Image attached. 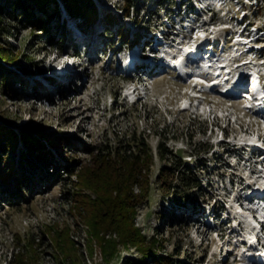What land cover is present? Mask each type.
Returning a JSON list of instances; mask_svg holds the SVG:
<instances>
[{"label":"rangeland","instance_id":"1","mask_svg":"<svg viewBox=\"0 0 264 264\" xmlns=\"http://www.w3.org/2000/svg\"><path fill=\"white\" fill-rule=\"evenodd\" d=\"M154 1L146 0L138 5L139 18L143 21L138 25L131 19L135 8L131 7V15L127 17L121 10L124 0H92L98 11L87 29L92 36L97 35L92 51V42L86 39L89 34L81 22L77 25L64 0H49L47 9L53 12L51 8H54V15H60L69 35L59 30L62 26L58 18L47 22L52 18L43 17L46 27L52 30L54 44L42 40L47 36L45 32L34 31L30 26V18L39 14L37 8L28 11L25 17L20 14L25 9L24 2L0 0V123L7 124L12 131L13 138H9L7 145L17 139V144H9L4 152L6 143L0 144V164L9 162L5 154H11L9 150L13 148L14 159L23 163L17 166L10 182L0 180V264H9L11 255L23 264H155L153 255L172 257L174 264H237L239 246L233 251L232 244L234 239L237 244L240 240L233 237L236 230L229 228L232 222L226 224L224 218L238 220L239 201L234 199L242 187L249 185V180L255 182V179H241L240 175L247 177L246 172L241 173L245 166L242 163L233 166L238 158L228 159V154L237 153L236 146L233 142L229 145L228 139L219 143L220 133L223 130L232 136L237 132H260V126L255 118L250 120L242 115L238 99L229 100L217 93L207 94L201 110L185 109L188 91L197 90L198 86L164 73L144 76L133 72L135 79H150L152 83L147 98L135 104L127 100L122 92L124 78L117 71L121 61L117 52L125 50L126 42L119 44L121 26L129 39L134 31L141 33L139 46L143 55L148 49L155 52L157 48L146 41L158 29L159 36L168 28L173 29V36L177 28L167 23L172 20L168 14L180 11L183 2L184 10L189 0H170V6L167 4L163 10ZM237 1L227 0L233 5ZM14 2L18 3L10 8ZM236 6L233 11L239 6L252 21L264 26V0H240ZM151 10H155L153 16L148 13ZM109 14L117 15L119 23L107 22ZM201 15L203 22H207L201 31L213 40L226 36L208 24L217 16L203 11ZM163 23L168 25L162 26ZM105 29L110 40L103 37ZM65 53L78 54L83 64L77 66L79 62H72L76 68L70 72L71 76L48 82L54 75L50 71L65 65L66 58L61 57ZM33 64L40 65L41 70H35ZM150 64L152 68L154 63ZM13 74L23 81L15 82ZM167 132L168 152L162 157L158 145ZM26 134L36 136L34 147L40 154L45 153L42 163L34 160L40 163L38 171H26L30 168H26L30 154L25 155L27 162L23 160L25 156H19L25 147ZM133 135L147 137L152 157L143 172L147 190L144 193L138 184L132 187V192L140 198L137 209L127 221L120 222L119 217L104 214L109 209L100 200L115 176L98 168L94 154L87 149L111 147L120 139L131 142ZM252 139L255 140H248ZM194 143L199 149L212 145L213 153L202 155L196 163L197 157L190 153ZM249 149L259 147L254 145ZM178 154L200 172L204 181L203 191L194 193L193 202L180 205L168 188L176 180L174 170L164 169L175 167L173 160ZM259 159L256 154L250 161ZM227 161L230 163L226 166ZM256 175L254 171L253 177ZM219 199L224 202L218 203ZM104 216L107 218L103 219ZM95 218L100 224L93 222ZM122 230L124 233H115ZM147 253L151 255L147 257Z\"/></svg>","mask_w":264,"mask_h":264},{"label":"trees","instance_id":"2","mask_svg":"<svg viewBox=\"0 0 264 264\" xmlns=\"http://www.w3.org/2000/svg\"><path fill=\"white\" fill-rule=\"evenodd\" d=\"M21 1L25 3L24 4L25 9L21 10L20 13L21 15L28 17L27 14L31 12V10L36 8L39 10V14L37 15L34 14V16L30 18L31 20L30 26L33 28L34 31H37V29H39L41 33L45 32L47 36L46 37L44 36L42 40L48 42L49 44H54L52 30L46 27L45 24L46 18L43 19V17L48 18L55 16L54 8H51L53 12H50L47 9L49 0H26V1L21 0ZM64 1L68 5L69 8L68 12L70 13V15L84 21L86 24H91L95 21L98 11L95 5L93 4L92 0H64ZM145 1L146 0H124L125 4L123 5V8L121 10H123L125 16L127 17L131 15L130 14L131 7L135 8L136 11L134 14H132L131 19L133 23H137L138 25H140V23H143V21L142 19L139 18L140 8L138 7V5H140L141 3L144 4ZM169 2L171 3L170 0H155L153 4H156L158 6L157 8L163 10L164 6H167V4L169 5ZM17 3L18 2H14L11 6L9 5L10 8L15 7ZM154 12L155 10L148 11L150 16H153L155 14ZM106 17H107V22L108 20L111 22H118L119 20L118 16L115 14H109ZM47 22L49 21L47 20ZM124 29H125L124 26H121L119 30L120 33L119 38L121 39L120 41L121 42L126 41L125 45L130 46L132 45L133 41L129 39V35L128 33L124 32ZM59 30L63 31L62 28ZM108 35L110 34L108 33V30L105 29L103 36L108 37L110 40L111 37H109ZM134 38L139 42L142 39L141 34L139 33L135 34ZM61 39H62L61 42H63V38ZM59 49L61 50L62 47L59 46ZM31 67H34L35 70H41L40 68L41 66L38 64H33ZM12 77L15 78L14 80L15 82H17L18 80H20L19 82L23 81V79L18 74H13ZM113 100H116V98H113ZM205 131L206 130L204 129L203 134H205ZM11 134L12 131L7 126V124L0 123V144L3 142L6 143L5 144L6 146H3L2 152L7 151L9 144L12 143H15V145L17 144V139L16 140L12 139L11 142L7 145L8 143L7 141L9 140V138H13ZM23 137H24L23 140L25 147L22 148V150H20L19 156L22 155L24 157L25 155L30 154L31 159L30 162H28L29 163L28 166L26 167V168L29 167L30 168L28 169L29 171L27 169L26 171L32 172L35 169L36 171H38L40 169V167H38L40 163H34V160L41 161L42 163V160L45 157V153L40 154V152L37 151L38 148L34 147L35 144L37 143L36 141H38L36 136L34 137L31 134H26ZM131 137H133L131 139V142L126 141L124 139H120L118 140L117 144L111 147H105L104 149L91 147L87 149L90 154H94L93 159L98 168H100L101 170H105L107 174L115 176V178H113L108 183V186H110L111 189H109L107 186L106 189H108L109 191H107L105 193L104 198H101L100 200L103 203H106L110 211L109 213V211L107 212L105 210L104 214L105 215L107 214V216L119 217L120 222L127 221V219H129L130 216L134 214L137 209V203L138 200H140V198L132 192V187L135 184H138L139 186L143 187L144 193L147 190L146 179L143 176V172L145 171V167H147L148 159L152 157L151 151L146 142L147 140L146 136L133 135ZM164 137L165 138H162L161 142L158 145V153L162 157H166L167 155L168 150L165 145L170 137V134L167 132L166 136ZM191 146H193V150H190V153L192 156L197 157V159L195 160L196 163L199 161L198 159H200L202 155L206 153H211L213 151V146L210 144L203 146L202 149L196 148L197 147L196 143L192 144ZM25 149L26 151H24ZM9 151H11L10 152L11 154H9L8 152H6L7 154H5L7 155L8 157L7 161L9 162L5 165L0 164V180L3 183L10 182V180L15 176V172H16L15 170L17 166H19V164L22 166L23 164L22 161L21 162L19 161L18 163L14 159V155L16 153L15 148ZM178 156L179 159L178 158L176 159V157ZM178 156H174L173 164L175 165V167L164 168V169L168 172L171 169L174 170L176 180H174V184L169 185L168 188L169 189L171 188L172 193H174L177 196L176 198L178 200L177 203L180 205L183 203L186 204L193 202L194 193H196L197 191L199 192L203 191L202 187L204 181L201 177L200 172L194 170L193 167L182 161L181 159L182 156L180 154H178ZM23 160L27 162L26 156L23 158ZM44 163L46 162H43V164ZM23 190L24 192H26L25 188H20V191L23 192ZM108 192L109 194L111 192V194L108 195ZM20 196L26 200L25 196H23L22 193L20 194ZM107 216L106 217L104 216L103 219L107 218ZM93 222L94 223L98 222V224H100L98 218H95ZM121 232L124 233L123 230L116 231L115 233H121ZM137 236L139 237V234ZM141 242L144 243V240L142 239ZM150 255L151 254L149 253L146 254L147 257H149ZM12 257L13 255H11L12 261L9 264H23L22 262L17 260L16 257H14V259H12ZM151 258L154 259L153 263L155 264H174V260L172 257L155 258V256L153 255L151 256Z\"/></svg>","mask_w":264,"mask_h":264},{"label":"bare ground","instance_id":"3","mask_svg":"<svg viewBox=\"0 0 264 264\" xmlns=\"http://www.w3.org/2000/svg\"><path fill=\"white\" fill-rule=\"evenodd\" d=\"M188 1V0H187ZM190 1V2H189ZM187 3H191V2H193L194 0H189ZM184 4V2L183 3H180V7L182 6ZM180 7H179V9H180ZM67 11H68V9H66ZM181 11H183L182 9H181ZM177 12V11H176ZM59 14V13H58ZM70 14V13H69ZM55 17L56 18H58L57 20H58V23L62 26V29L66 32V26H65V24L64 23H62L61 22V19H60V15H55V16H53V17H51L52 19L49 21V22H51L52 20H54L55 19ZM74 17V16H73ZM74 19H76L77 20V25H80V23L79 22H81V25H82V28H83V30L84 31H86L88 34H89V32L90 31H88L87 29L88 28H90V25L89 24H86L84 21H82V20H80V19H77V18H75L74 17ZM132 23V22H131ZM167 24L166 23H163L162 24V26H166ZM206 26V24H204L202 27H205ZM93 28V27H92ZM94 32V31H93ZM171 32V29H169L168 31H167V33H165V34H163L162 36H160L159 38H157V34H154V35H152L151 36V38L150 39H148L147 41H146V43H147V45L149 44V45H152V47H156L157 48V50H155V52L154 51H151V49H148L147 51H146V53L147 54H145V55H143L142 54V52H141V48H140V44L142 43H140L139 41H137V40H135V38H134V35L135 34H137V33H139V34H141L140 32H138V31H134L133 33H132V35H133V37H132V41L133 42H136L137 43V47H138V51H137V62L135 63V70H137V71H141V72H143L144 73V75L145 76H148V75H151V74H153V72L155 71V70H157V69H160V68H162V66H160V56H161V53H160V51H161V49L163 48V46L165 45V43H166V41H167V38H168V36H169V33ZM66 34H68L69 35V33H67L66 32ZM79 34V33H78ZM89 37H87L86 39H88L89 40V42H92V47H91V50L92 51H94L95 50V44H96V40H97V38H96V36L97 35H91V33L88 35ZM142 36V35H141ZM209 35H206V37H208ZM104 37V36H103ZM142 38H143V36H142ZM159 40L160 42H161V44L160 45H157V46H155V44H156V40ZM121 40V39H120ZM85 41V40H84ZM73 42V41H72ZM121 43H123V42H119V44H121ZM200 42H198V44H199ZM86 48V46H83V48ZM149 47V46H148ZM199 47V45H196V46H194L193 48H192V50H195L196 48H198ZM117 50H120V47L119 48H117ZM124 51H119V52H117V54L118 53H123ZM148 58H150V59H148ZM121 59V58H120ZM121 61H122V59H121ZM121 61L118 63L119 65H118V67H120V65H121ZM154 63L153 65L154 66H152V68H150V66H151V64L150 63ZM70 66H71V63H68V62H66L65 63V65H62V67L60 68V69H58V71H59V73H53L54 75L51 77V78H49V80L48 79H46V80H48V82L49 81H51L52 82V80L51 79H55L56 80V78L57 77H62V76H65V77H67V76H71V73H70ZM155 74H157V73H155ZM256 89H258V85H256ZM264 97H262L261 96V101H262V103L264 102ZM258 146H259V144H258ZM255 152V151H254ZM253 152V153H254ZM253 156V155H252ZM257 188H256V186H252V185H248V186H246V187H242L241 188V192H239L240 194H239V199H241V198H243V197H245V196H249L253 191L255 192V191H258V190H256ZM252 195V194H251ZM207 226L210 228V225L209 224H207ZM250 233V232H249ZM253 242V241H252ZM260 256V255H259Z\"/></svg>","mask_w":264,"mask_h":264}]
</instances>
